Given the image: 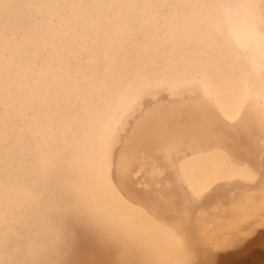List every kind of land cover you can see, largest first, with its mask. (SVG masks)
<instances>
[{"label":"bare ground","instance_id":"obj_1","mask_svg":"<svg viewBox=\"0 0 264 264\" xmlns=\"http://www.w3.org/2000/svg\"><path fill=\"white\" fill-rule=\"evenodd\" d=\"M241 108L231 150L152 139ZM262 117L264 0H0V264H264Z\"/></svg>","mask_w":264,"mask_h":264},{"label":"snow or ice","instance_id":"obj_2","mask_svg":"<svg viewBox=\"0 0 264 264\" xmlns=\"http://www.w3.org/2000/svg\"><path fill=\"white\" fill-rule=\"evenodd\" d=\"M246 116L241 108L239 111L224 116L219 110L208 112L199 116V118L189 126L176 127L170 121H162L155 129L152 139L159 150L161 156H167L170 153H179L187 144L207 143L212 147H223L231 150L233 145L243 135L246 127ZM264 123V117H262ZM126 157L122 155L121 166H124ZM261 169L264 170V155L261 157ZM216 181L211 178L205 179L199 187H192L189 184L188 199L189 202H196L210 194ZM147 200L154 203L157 210L168 216L177 232L183 231L185 227V211L174 204L178 194H169L164 192L142 193ZM20 264H31V262H20ZM44 264H62L59 261H47ZM123 264V262H118ZM195 264V261L190 262Z\"/></svg>","mask_w":264,"mask_h":264},{"label":"rangeland","instance_id":"obj_3","mask_svg":"<svg viewBox=\"0 0 264 264\" xmlns=\"http://www.w3.org/2000/svg\"><path fill=\"white\" fill-rule=\"evenodd\" d=\"M255 246H256V249H254L255 248ZM254 250H258V251H262V252H264V245L262 246V245H253V247H252ZM246 250L244 249V252H243V248H242V255L241 254H239V256H237V261H242V260H245L247 257H249V256H251L249 253L250 252H245ZM251 251V250H250ZM245 254V255H244ZM246 254H248L247 256H246Z\"/></svg>","mask_w":264,"mask_h":264}]
</instances>
